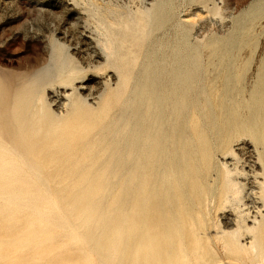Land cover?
Listing matches in <instances>:
<instances>
[{"label": "rangeland", "instance_id": "rangeland-1", "mask_svg": "<svg viewBox=\"0 0 264 264\" xmlns=\"http://www.w3.org/2000/svg\"><path fill=\"white\" fill-rule=\"evenodd\" d=\"M258 116L264 0H0V264H264Z\"/></svg>", "mask_w": 264, "mask_h": 264}, {"label": "bare ground", "instance_id": "bare-ground-1", "mask_svg": "<svg viewBox=\"0 0 264 264\" xmlns=\"http://www.w3.org/2000/svg\"><path fill=\"white\" fill-rule=\"evenodd\" d=\"M220 64V63H219ZM59 66H61V64L59 63ZM47 74V73H46ZM51 74V73H50ZM219 74L221 75V76H225L226 75V73H224L223 71H220L219 72ZM67 77V76H66ZM70 77V76H69ZM68 77V78H69ZM217 82H219L218 81V79L216 78V79H212V80H209V87H210V90H211V92H213V93H215L216 92V89L218 88L217 87ZM221 83V86H222V88H223V90L224 91H222L223 92V94L225 95V96H228L230 99H234V97H235V94H236V90H240V87L239 86H237V88H236V90H235V83L234 82H232V81H229L228 79H223L222 80V82H220ZM183 85V84H182ZM83 86H81V88H82ZM256 90V93H261L260 92V90L258 89V88H256L255 89ZM225 96H221V98H220V96H217L216 95V99H220V101H218V102H216V105H219V103H222L223 101H224V97ZM234 102V101H233ZM3 105V104H2ZM27 116V115H26ZM25 116V117H26ZM27 118V117H26ZM258 120H259V122L260 123H262V124H264V120H262V118L261 117H259L258 116ZM22 119V118H21ZM157 122H158V120H156ZM152 121H150V123H151ZM153 122H155V119H154V121ZM152 122V123H153ZM222 122L224 123V125L225 126H223L225 129H226V134L224 135V137H223V143H227V141L229 140V138H230V136H232V135H234V134H237L238 132H240L241 130H246V128H243V127H246L242 122H241V120H239L233 113L232 114H230L229 116H227V117H223L222 118ZM21 123V122H20ZM159 124V123H158ZM23 126V125H22ZM25 126H26V124H25ZM158 126V125H157ZM27 127V126H26ZM150 127H152V125L150 126ZM158 130L157 131H159L160 130V128H162V127H160V126H158ZM150 129V128H149ZM250 129V128H249ZM162 130V129H161ZM141 132V131H140ZM139 132V133H140ZM138 133V132H137ZM158 133V132H157ZM157 133H156V131L155 130H149V132H147V143L146 144H143V146H142V148L140 149V152H139V155L138 156H140V157H143L144 158V161L146 162V163H148L145 167H144V169L145 168H147V173L148 174H154L155 173V170H156V167L155 166H153V165H151V164H149L150 163V161L155 157H157V159H158V161H159V159H160V157H163L164 156V154L166 153V151L165 150H160V147H161V145L162 144H165L166 142H163V141H161V139H160V136L158 137L157 136ZM139 135V134H138ZM225 139V140H224ZM138 141V140H137ZM144 142V141H143ZM261 146H262V148L264 149V142H263V144H261ZM142 153V154H141ZM140 160V159H139ZM142 160L143 159H141L140 160V163H139V166L138 167H134L133 165H130L129 167H127L126 169H124V171L129 175L130 174V176H132V174H134V173H138L139 175L140 174H142L143 173V171L144 170H142V168H140V167H143V166H140V164L142 163ZM153 162V161H152ZM137 163V164H138ZM159 163V162H158ZM160 166H157V169H158V173L161 175L162 173H160L159 172V170H162V171H164L163 170V168H159ZM157 171V170H156ZM157 173V172H156ZM164 173H165V171H164ZM167 174V173H166ZM155 175V174H154ZM154 175H153V177H154ZM157 175V174H156ZM163 175V174H162ZM162 175H161V177H162ZM129 176V177H130ZM141 176V175H140ZM145 176V175H144ZM149 176V175H148ZM127 177V176H126ZM128 177V178H129ZM133 177V176H132ZM150 178H151V176H149ZM153 177H152V179H153ZM157 177H159V176H157ZM166 177H168V176H166ZM166 177H165V179H166ZM142 178V177H141ZM144 178V177H143ZM149 178V179H150ZM161 179V178H160ZM162 179H163V177H162ZM155 180H158V179H155ZM154 180V181H155ZM143 181V180H142ZM151 181V180H150ZM165 182V181H164ZM167 182V181H166ZM166 182H165V184H166ZM153 183V182H152ZM153 184H155V183H153ZM164 184V185H165ZM129 185V184H128ZM125 186V185H124ZM130 186V185H129ZM129 186H127L126 185V187H129ZM166 186V185H165ZM135 187V186H134ZM152 187V186H151ZM162 187V186H161ZM160 187V188H161ZM138 188H140V187H138ZM129 189L131 190V188L129 187ZM157 190V189H156ZM138 191V190H137ZM153 191V190H152ZM152 191H151V193H152ZM158 191V190H157ZM133 193V192H132ZM154 194H155V192H153ZM158 193H159V191H158ZM162 193V192H161ZM154 194H152V195H154ZM132 195H134V194H132ZM158 194H156V196H157ZM161 195V194H160ZM133 197V196H132ZM134 198V197H133ZM163 199V198H162ZM132 201V198H131V200H130V202ZM159 205V204H158ZM235 235V234H234ZM256 237V238H255ZM253 239H255V242H256V240H258V239H261L260 238V235L259 234H257V235H255V236H253ZM223 240V239H222ZM246 240V239H245ZM223 242V241H222ZM243 242V241H242ZM248 242H246V244H247ZM243 244V243H242ZM252 245H251V247H253L254 248V243L252 242L251 243ZM222 245V244H221ZM250 245V244H249ZM223 247H225L224 245H222ZM241 246V245H240ZM261 247V246H260ZM244 248V247H243ZM250 248V247H249ZM247 249V248H246ZM252 249V248H251ZM224 251H225V248L223 249ZM222 250V251H223ZM243 250V249H242ZM221 251V252H222ZM253 251H255V249L253 250ZM253 251H251V256H252V254L254 253ZM247 252H249V251H247ZM246 252V253H247ZM225 253V252H224ZM224 253H222V255L224 256L225 254ZM244 254H245V252H244ZM247 254H249V253H247ZM250 255V254H249ZM244 256V255H243ZM250 256V257H251ZM246 257V256H245ZM227 258V257H226ZM228 258H232L233 260H236L237 262H241V261H243V262H245V260L248 262V260L245 258V260H243L240 256H236V255H233V256H229ZM260 258V257H259ZM253 260V259H252ZM263 260V259H262ZM262 260H261V264H262ZM243 262H241L242 264H243ZM246 262V263H247ZM246 263H244V264H246ZM264 263V262H263ZM250 264V263H249Z\"/></svg>", "mask_w": 264, "mask_h": 264}]
</instances>
